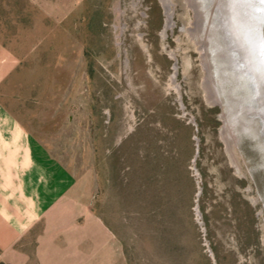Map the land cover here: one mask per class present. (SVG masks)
<instances>
[{
    "label": "rangeland",
    "instance_id": "374dc122",
    "mask_svg": "<svg viewBox=\"0 0 264 264\" xmlns=\"http://www.w3.org/2000/svg\"><path fill=\"white\" fill-rule=\"evenodd\" d=\"M169 5L176 25L164 0H0V106L128 264H264L262 143L231 142L189 2Z\"/></svg>",
    "mask_w": 264,
    "mask_h": 264
},
{
    "label": "crops",
    "instance_id": "0c3cea01",
    "mask_svg": "<svg viewBox=\"0 0 264 264\" xmlns=\"http://www.w3.org/2000/svg\"><path fill=\"white\" fill-rule=\"evenodd\" d=\"M16 62L0 42V83ZM48 149L0 106V262L128 264L120 240L81 205L75 176Z\"/></svg>",
    "mask_w": 264,
    "mask_h": 264
},
{
    "label": "water",
    "instance_id": "95a60500",
    "mask_svg": "<svg viewBox=\"0 0 264 264\" xmlns=\"http://www.w3.org/2000/svg\"><path fill=\"white\" fill-rule=\"evenodd\" d=\"M188 2L229 139L250 135L264 149V0Z\"/></svg>",
    "mask_w": 264,
    "mask_h": 264
},
{
    "label": "bare ground",
    "instance_id": "6f19581e",
    "mask_svg": "<svg viewBox=\"0 0 264 264\" xmlns=\"http://www.w3.org/2000/svg\"><path fill=\"white\" fill-rule=\"evenodd\" d=\"M167 26H169V25H168V20H167ZM205 64H206V61H205ZM206 66H207V65H206ZM207 81H208V80H207ZM209 83H210V82H209Z\"/></svg>",
    "mask_w": 264,
    "mask_h": 264
},
{
    "label": "trees",
    "instance_id": "16d2710c",
    "mask_svg": "<svg viewBox=\"0 0 264 264\" xmlns=\"http://www.w3.org/2000/svg\"><path fill=\"white\" fill-rule=\"evenodd\" d=\"M0 264H7V263H5V262H0Z\"/></svg>",
    "mask_w": 264,
    "mask_h": 264
}]
</instances>
